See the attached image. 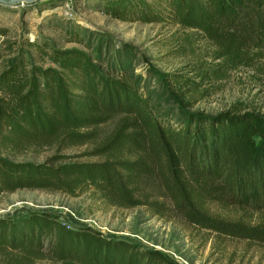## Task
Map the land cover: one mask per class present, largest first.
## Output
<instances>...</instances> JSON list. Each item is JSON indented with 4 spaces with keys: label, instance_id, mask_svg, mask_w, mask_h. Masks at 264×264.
Masks as SVG:
<instances>
[{
    "label": "trees",
    "instance_id": "obj_1",
    "mask_svg": "<svg viewBox=\"0 0 264 264\" xmlns=\"http://www.w3.org/2000/svg\"><path fill=\"white\" fill-rule=\"evenodd\" d=\"M103 13L122 22L171 23L216 46L220 77L264 56V0H109ZM56 67L17 56L0 72V200L17 190L69 197L93 192L109 206L171 215L204 231L264 245V222H226L206 203L264 214V113L189 114L182 124L156 107L128 77H107L78 49L50 50ZM29 66V68H27ZM98 162H16L4 151L94 143ZM53 212L0 218V256L10 264H179L162 251L71 228ZM12 262V263H11Z\"/></svg>",
    "mask_w": 264,
    "mask_h": 264
},
{
    "label": "rangeland",
    "instance_id": "obj_2",
    "mask_svg": "<svg viewBox=\"0 0 264 264\" xmlns=\"http://www.w3.org/2000/svg\"><path fill=\"white\" fill-rule=\"evenodd\" d=\"M109 0H34L0 4V72L17 56L27 64L56 67L50 50L78 49L107 77L126 76L156 107L157 115L182 124L189 114L214 116L224 112L264 113V56L250 68L220 77L216 46L201 33L171 23L122 22L103 13ZM152 2L154 0H144ZM29 66L27 68H29ZM119 119L99 127L92 144L60 150L55 145L4 151L16 162L41 163L53 157L63 162H98L85 157ZM204 210L226 222L259 224L263 213L206 203ZM26 211L53 212L71 228L90 226L105 236L162 251L179 264H264V245L216 236L180 218L156 216L144 208L112 207L93 192L69 197L45 190H17L0 200V218ZM8 260V259H7ZM0 256V264H10ZM12 263V262H11ZM14 264V263H13ZM35 264H53L42 259Z\"/></svg>",
    "mask_w": 264,
    "mask_h": 264
},
{
    "label": "water",
    "instance_id": "obj_3",
    "mask_svg": "<svg viewBox=\"0 0 264 264\" xmlns=\"http://www.w3.org/2000/svg\"><path fill=\"white\" fill-rule=\"evenodd\" d=\"M22 1H34V0H0L1 5H13Z\"/></svg>",
    "mask_w": 264,
    "mask_h": 264
},
{
    "label": "built area",
    "instance_id": "obj_4",
    "mask_svg": "<svg viewBox=\"0 0 264 264\" xmlns=\"http://www.w3.org/2000/svg\"><path fill=\"white\" fill-rule=\"evenodd\" d=\"M65 1V3H68V2H70L71 0H64Z\"/></svg>",
    "mask_w": 264,
    "mask_h": 264
}]
</instances>
